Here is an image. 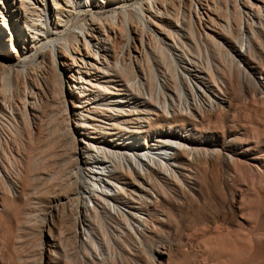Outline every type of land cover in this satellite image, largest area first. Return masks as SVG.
Here are the masks:
<instances>
[{
	"label": "rangeland",
	"instance_id": "obj_1",
	"mask_svg": "<svg viewBox=\"0 0 264 264\" xmlns=\"http://www.w3.org/2000/svg\"><path fill=\"white\" fill-rule=\"evenodd\" d=\"M0 1L2 28L5 23L24 21L26 14L19 0ZM41 1L34 0V4L41 8ZM205 1L222 5V0ZM239 13L228 17L231 27ZM220 14L211 15L223 24ZM262 22V28L255 27V39L249 40L248 47L235 36L238 34L233 27L230 35L216 28L222 35L216 36L222 47L208 46L199 51L203 77L196 81L190 77L186 82L180 68L177 81L175 74L152 56V67L163 74L161 81L170 87L174 97L177 89L182 87V93L187 85L201 92L196 102L189 100L191 108L197 106L195 120L185 116L191 108H184L183 116L171 118L167 110L168 120L142 122L144 135L153 140L160 134L173 135L196 149L186 159L179 153L172 152L173 156L170 153L168 157L169 152L160 151L157 159L166 170L156 173V186L149 189L147 185V194L136 193L130 181L111 167L104 170L95 161L92 163H97L98 168L93 172L98 177L94 180L102 188L105 183L113 186L108 190L110 198H99L94 211L92 202L75 205L74 189L68 181H73L71 173L80 162L76 157H89L83 148L75 150L62 106L51 101L50 91L44 92L49 98L43 94L38 99L42 104L39 102L41 108L30 120L31 131L23 128L16 116L10 121L6 138L0 115V264H264V19ZM182 39L189 45L190 57L194 54L192 41ZM231 44L244 56H238ZM37 60L41 61L42 56ZM149 66L144 64L146 73ZM160 84L161 89L164 85ZM63 88L67 104L72 107L65 81ZM111 98L96 92L94 100L99 108L93 106L89 113L78 106V99L74 103L83 115L98 119L101 113L107 118L111 113L101 105ZM74 116H70L69 123L75 129L76 122L82 119L75 120ZM136 126L135 122L129 123V132L124 136H133ZM173 136L170 138L177 140ZM75 138L82 140L81 135ZM143 138L139 134L140 142ZM146 141V147H155L154 141ZM158 150L153 148L152 154ZM192 156L200 161L189 164L187 160ZM161 157H166L167 165ZM132 165L136 166L134 161ZM172 175L178 176L179 185L168 181ZM121 187L133 197H124ZM155 199H161L158 205L147 206L149 200ZM147 207L152 211L150 224L143 222ZM134 228L140 233H135Z\"/></svg>",
	"mask_w": 264,
	"mask_h": 264
},
{
	"label": "bare ground",
	"instance_id": "obj_2",
	"mask_svg": "<svg viewBox=\"0 0 264 264\" xmlns=\"http://www.w3.org/2000/svg\"><path fill=\"white\" fill-rule=\"evenodd\" d=\"M42 1L43 6L38 8L34 0H19L20 7L26 14L24 21L21 24L5 23L3 28L2 22L0 23V115L5 122L4 134L8 138L9 125L12 123L10 121L16 116L22 127L31 131L30 120L35 116L36 109L41 108H38L41 103L38 99L45 91H50L51 101L62 106L66 128L73 136L75 150L81 147L89 157H76L80 162H77L75 173H71L74 176L73 181H68L71 190L74 189L75 197H72L77 201L75 205L78 202H92L93 211L99 206V198H110L108 190H112L113 186L105 183L103 188L100 187L94 180L98 175L93 172L98 165L92 162L97 161L104 170L109 167L114 169L116 174L130 181L134 191L141 195L147 194V185L149 189H154L156 173H161V169L166 170L157 159L160 151L169 152L168 157L172 152L179 153L182 159L196 152L181 137L160 134L153 140L144 135L142 122L150 124L158 119L168 120L169 117L183 116L184 108H191L189 100L196 102L201 92L197 87L192 89L187 85L182 89L183 94L181 87L177 89L174 97L170 87L161 81L163 74L152 67V59L155 58L169 73H174L175 79L180 68L186 82L190 77L196 81L203 72L199 69V51L208 46L219 49L222 47V41L216 38L222 35L216 28L230 35L233 27V31L238 34L235 36L239 41L243 39L248 47L249 40L255 39V27L262 28L264 19V0H222L221 6L205 0H63V3L58 0ZM219 12L223 16V24L211 15ZM236 12L241 13L231 27L228 17ZM182 37H188L194 46V54L190 57H187L190 52L189 45ZM231 48L238 56H244L234 44H231ZM134 52H139V55ZM39 55L42 56L41 61L37 60ZM229 55L233 57L234 54L230 52ZM144 64L150 65L148 73L145 72ZM64 81L69 87L73 108L67 104ZM160 82L164 85L161 89ZM96 92L113 97L101 105L105 107V111L111 113L107 118L100 113V117L95 119L76 110V99L81 102L78 106L85 112L89 113L93 106H96L94 109L99 108L94 100ZM47 95L48 93L44 94ZM215 103L212 101L211 106L215 107ZM192 108L185 116L195 120L197 106ZM167 110H170L171 116L167 114ZM72 115H75V120L78 117L82 119L81 122H76L75 129L69 123ZM104 119L108 121L105 122ZM134 122L137 126L133 136H124L129 132L126 129L128 124ZM90 128L95 130L92 132ZM76 134L81 135V141L75 138ZM139 134L144 137L142 142L138 140ZM171 136L177 140H172ZM118 137L121 141H117ZM147 138L154 141L155 147L145 146ZM130 142L134 145L130 146ZM153 148L160 150L153 151L152 154ZM93 157L102 161L94 160ZM165 158L161 157L167 165ZM133 161L136 166L132 165ZM187 161L189 164L198 163L200 158L192 156ZM169 180L177 185L180 183L177 175H172ZM119 191L124 197H133L132 193H127L122 187ZM152 200L146 203L147 206H156L161 201ZM144 212L147 216L143 222L149 223L152 211L147 207ZM102 233L105 234L104 231ZM135 233L140 232L135 229Z\"/></svg>",
	"mask_w": 264,
	"mask_h": 264
}]
</instances>
